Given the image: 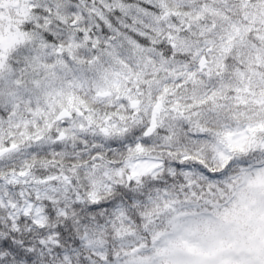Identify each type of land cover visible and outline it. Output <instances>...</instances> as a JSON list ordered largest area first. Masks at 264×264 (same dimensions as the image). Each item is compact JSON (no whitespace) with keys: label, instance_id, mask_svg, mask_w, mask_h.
Masks as SVG:
<instances>
[{"label":"snow or ice","instance_id":"6c2138e0","mask_svg":"<svg viewBox=\"0 0 264 264\" xmlns=\"http://www.w3.org/2000/svg\"><path fill=\"white\" fill-rule=\"evenodd\" d=\"M0 264H264V0H0Z\"/></svg>","mask_w":264,"mask_h":264}]
</instances>
